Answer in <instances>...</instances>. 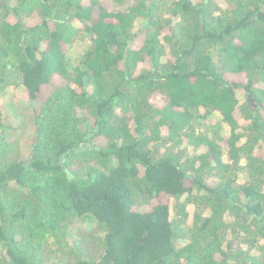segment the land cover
Wrapping results in <instances>:
<instances>
[{
  "label": "trees",
  "instance_id": "16d2710c",
  "mask_svg": "<svg viewBox=\"0 0 264 264\" xmlns=\"http://www.w3.org/2000/svg\"><path fill=\"white\" fill-rule=\"evenodd\" d=\"M3 1L0 264H264V0Z\"/></svg>",
  "mask_w": 264,
  "mask_h": 264
},
{
  "label": "rangeland",
  "instance_id": "374dc122",
  "mask_svg": "<svg viewBox=\"0 0 264 264\" xmlns=\"http://www.w3.org/2000/svg\"><path fill=\"white\" fill-rule=\"evenodd\" d=\"M90 44H91L90 37L85 33H80L79 36L75 38V40L71 43V45L67 49V56H68L69 61L73 64H77L78 61L80 60L81 55L84 54L85 50L88 49ZM14 105H15V110L17 111V114L18 115L22 114L23 113L22 106H26V105L18 104V103H14ZM214 120H215L214 115H212L211 118L206 123L203 124V128L208 129V131L212 135L214 134L213 133L214 131H219L218 125H216L213 122ZM33 136H34V129H28V130H26V133H23L19 136V138L21 140V155L24 158L28 157V155H29L32 139H35V137L33 138ZM156 146L158 147V145H156ZM187 154L192 156L194 154V152L192 150L191 152H187ZM239 177H241V179H240L241 182L244 181L243 171L240 172ZM217 181H218L217 179L211 180L210 183L212 185H215ZM196 209L197 208H194V210H195L194 213H197ZM204 211L199 210L198 214L202 213V212L204 213ZM173 217L176 219L181 218L180 215L177 214V210H175ZM191 219L186 224L181 225L179 233H181V234L185 233L186 234L189 232L190 223L192 222ZM227 220L232 221L233 219L231 216H228ZM92 230H93V225L91 223L85 224L81 220H75V222H73V225L70 226V228L68 230L69 231L68 238L71 239L72 242L74 241V239L75 240L76 239L81 240L82 236L85 233L90 232ZM83 231H84V233H81ZM99 236H101L100 233H99ZM176 240H178V243H180V244L186 243V240L183 238H180V235L176 236ZM256 249L254 250L253 253H257V251L259 252V250H256ZM58 261L59 260L52 258L53 264H57Z\"/></svg>",
  "mask_w": 264,
  "mask_h": 264
},
{
  "label": "water",
  "instance_id": "95a60500",
  "mask_svg": "<svg viewBox=\"0 0 264 264\" xmlns=\"http://www.w3.org/2000/svg\"><path fill=\"white\" fill-rule=\"evenodd\" d=\"M2 3H4V1L2 0ZM37 140H38V137H37V135H36V137H35V139H34V142L36 143L37 142ZM68 240L70 241V242H72V240L71 239H69L68 238Z\"/></svg>",
  "mask_w": 264,
  "mask_h": 264
},
{
  "label": "flooded vegetation",
  "instance_id": "af4514ba",
  "mask_svg": "<svg viewBox=\"0 0 264 264\" xmlns=\"http://www.w3.org/2000/svg\"><path fill=\"white\" fill-rule=\"evenodd\" d=\"M253 101V100H252Z\"/></svg>",
  "mask_w": 264,
  "mask_h": 264
}]
</instances>
